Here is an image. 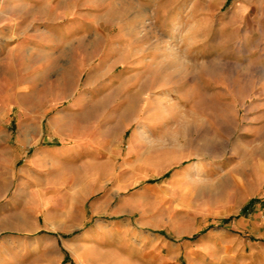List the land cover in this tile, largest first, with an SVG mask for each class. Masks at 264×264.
Masks as SVG:
<instances>
[{
    "label": "rangeland",
    "instance_id": "rangeland-1",
    "mask_svg": "<svg viewBox=\"0 0 264 264\" xmlns=\"http://www.w3.org/2000/svg\"><path fill=\"white\" fill-rule=\"evenodd\" d=\"M146 234L264 241V0H0V264Z\"/></svg>",
    "mask_w": 264,
    "mask_h": 264
},
{
    "label": "crops",
    "instance_id": "crops-1",
    "mask_svg": "<svg viewBox=\"0 0 264 264\" xmlns=\"http://www.w3.org/2000/svg\"><path fill=\"white\" fill-rule=\"evenodd\" d=\"M90 25L94 26V21ZM134 240L133 253L123 254L120 264H180L177 262V257L180 256L188 260L189 264H264V241H247L238 258L227 259L221 254L217 256L201 252L195 244L186 248L184 253L185 248L177 240L173 241L162 235L146 234ZM246 248L250 249L248 253Z\"/></svg>",
    "mask_w": 264,
    "mask_h": 264
}]
</instances>
